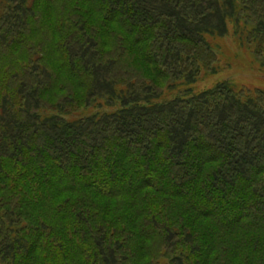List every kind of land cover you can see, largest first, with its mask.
<instances>
[{"label": "trees", "instance_id": "trees-1", "mask_svg": "<svg viewBox=\"0 0 264 264\" xmlns=\"http://www.w3.org/2000/svg\"><path fill=\"white\" fill-rule=\"evenodd\" d=\"M229 25L264 67V0H0V264H264V90L193 86Z\"/></svg>", "mask_w": 264, "mask_h": 264}, {"label": "rangeland", "instance_id": "rangeland-1", "mask_svg": "<svg viewBox=\"0 0 264 264\" xmlns=\"http://www.w3.org/2000/svg\"><path fill=\"white\" fill-rule=\"evenodd\" d=\"M208 42L214 49L215 62L211 70L202 73L193 86L200 89L212 87L216 82L229 81L236 86L248 89L264 90V67H260L253 59L250 50L242 44L239 36L233 35L232 26H228V33L223 36L208 37ZM174 93L167 92L163 97L171 98ZM90 107L85 112H72L68 119L84 116L96 111Z\"/></svg>", "mask_w": 264, "mask_h": 264}]
</instances>
